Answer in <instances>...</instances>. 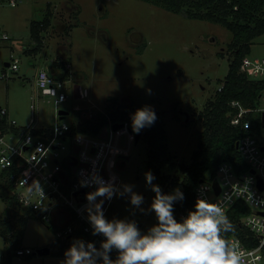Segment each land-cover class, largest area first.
Here are the masks:
<instances>
[{"label": "rangeland", "instance_id": "1", "mask_svg": "<svg viewBox=\"0 0 264 264\" xmlns=\"http://www.w3.org/2000/svg\"><path fill=\"white\" fill-rule=\"evenodd\" d=\"M48 9L51 25L41 33L42 46L33 51L36 43L30 24L42 19ZM232 39L233 32L221 23L186 17L146 0H17L16 5L0 0V104L9 107L18 123L26 125L34 116L39 126L52 125L60 109L69 111L65 119L72 121L84 117L83 111L115 108L112 97L130 110L129 120L145 105L162 112L168 154L177 165L162 169L168 185L147 166L150 143L144 136L136 141L132 132L130 149L114 158L118 186L133 185V191L144 197L141 207L147 210L155 193L144 174L151 171L156 177L153 183L165 194L177 189L174 184L184 175L178 166L190 163L198 147V133L203 129L199 112L227 75ZM256 56L264 57V33L254 38L246 55ZM12 57L19 58L17 70L6 64ZM42 67L58 77L61 71L67 72V100L56 103L55 96L38 87ZM77 83L87 96L75 97ZM128 143L126 132L119 145ZM5 183L0 173V219L15 230L19 224L14 213L22 210L11 204ZM104 214L109 220L134 219L142 232L156 223L153 212L134 208L127 196L111 199ZM50 224L32 213L21 225L19 244L30 246L31 254H17L16 240L0 233V264H62L69 247ZM45 246L50 252L40 253Z\"/></svg>", "mask_w": 264, "mask_h": 264}, {"label": "built area", "instance_id": "2", "mask_svg": "<svg viewBox=\"0 0 264 264\" xmlns=\"http://www.w3.org/2000/svg\"><path fill=\"white\" fill-rule=\"evenodd\" d=\"M10 2L12 5L17 4V0ZM18 62V57H12L8 65L17 70ZM258 68L262 70L259 73ZM241 70L250 77L264 78V57H245ZM67 80L56 77L44 67L37 73L38 87L44 94L55 96L56 103L68 98L65 90ZM221 87L222 85L218 88ZM85 96L87 90L81 88V97ZM233 104L239 110L232 116V124L251 131L254 121L250 114L259 118V129L239 139L238 148L249 168L239 170L232 161L224 159L218 166L216 176L200 180L194 191L196 198L222 202L227 216L229 209L238 200L249 205L251 210L242 216L241 223L251 230L255 236V244L249 245L237 234L230 235L229 239L235 243L245 264H264V188L259 186L260 179L264 184V89L260 93V102L255 107H244L236 100ZM31 106L35 108L34 104ZM93 110L83 111L84 117H77L72 121L65 119L69 111L66 110L64 116L59 112L52 125H36V118L33 116L28 124L23 125L11 117L8 106L0 104V173L6 182L12 183L10 192L18 198L21 205L54 225L57 237L68 247L74 239H81L93 242L100 248L104 237L92 234L87 213L83 210L87 203L86 193L95 188L81 187L80 181L95 171L105 181L115 176V184L118 186L120 175L113 169L114 158L119 151L127 152L133 140L128 120L123 121V125L117 129L113 126L115 122L110 120L105 126L106 137L101 136L102 132L94 134L77 129L76 126L81 122L96 115L98 111ZM126 132L129 143L127 147H122L119 145L120 137ZM215 181L219 183V192L214 186ZM190 210L194 209H181L177 221L187 216ZM61 219H65V222H61ZM32 252L34 250L30 246L21 245L16 248L17 254ZM110 256L114 260L116 251L113 250Z\"/></svg>", "mask_w": 264, "mask_h": 264}, {"label": "trees", "instance_id": "3", "mask_svg": "<svg viewBox=\"0 0 264 264\" xmlns=\"http://www.w3.org/2000/svg\"><path fill=\"white\" fill-rule=\"evenodd\" d=\"M161 5L171 11L183 14L190 18H199L221 23L233 32V39L228 45L230 51V63L226 77L219 80L221 89H217L214 97L207 100L205 107L199 112L198 117L203 121V129L198 133V147L193 151L190 163H181L178 167L184 173L183 177L174 185L183 193L184 199L174 204V216L177 219L178 213L185 207L194 209L197 200L195 186L202 178L212 179L217 174L221 161L228 159L232 161L239 170H246L249 164L237 147V141L244 135L255 132L259 129V118L254 114L250 117L254 121L251 131L241 125H234L231 122L232 116L239 110L233 101H239L244 107H255L260 102V93L264 89V78L250 77L241 70V64L251 51L254 38L264 33V0H146ZM51 12L49 9L40 20H33L30 24L31 36L36 46L33 51H38L43 44L41 33L51 25ZM72 26V25H71ZM224 56L223 52H220ZM63 56V55H62ZM70 64V62H68ZM67 64V67H68ZM66 71H61L59 78H64ZM58 77V76H56ZM112 104L105 111H98L90 119L81 122L77 129L94 134H100L110 120L113 122L129 121L130 113L128 108L119 106L118 97H112ZM158 119L153 126L143 129L140 134L148 139L150 149L148 151L147 166L151 171L159 175L163 182L168 185L166 174L162 171L167 166L170 170L177 165L170 154L166 144V133L163 126L164 114L157 112ZM2 175V174H1ZM12 183L6 182L5 188L12 205H19L21 214L15 212L18 227H14L9 221L0 219V233L6 238L15 239L14 246H21V234L24 224L29 215L33 212L24 208L18 198L11 194ZM251 208L243 201L238 200L228 212V218L234 226V232L228 234L240 235L249 245L255 244V236L251 230L241 223L242 216L249 213ZM9 211V210H8ZM7 211V212H8ZM8 232H13L7 236ZM62 242V241H61ZM63 244H65L63 242ZM6 264H11L10 261Z\"/></svg>", "mask_w": 264, "mask_h": 264}, {"label": "clouds", "instance_id": "4", "mask_svg": "<svg viewBox=\"0 0 264 264\" xmlns=\"http://www.w3.org/2000/svg\"><path fill=\"white\" fill-rule=\"evenodd\" d=\"M257 69V72H261ZM50 81H48V84ZM158 119L150 105L135 110L130 115L133 133L154 125ZM146 184L155 193L149 209L141 206L144 197L133 191L134 186L115 184L116 177L105 181L95 171L80 181L81 187H93L86 193L83 210L93 235L104 239L97 248L93 242L74 239L65 251L62 264H245L235 243L228 238L234 226L225 213L222 202L197 198L194 210L180 221L174 216V204L184 199L176 189L171 194L162 192L151 171L145 174ZM41 190V189H40ZM42 192V191H41ZM127 196L130 204L141 212L151 211L156 223L142 232L134 219H107L105 200ZM116 251L113 260L110 254Z\"/></svg>", "mask_w": 264, "mask_h": 264}, {"label": "water", "instance_id": "5", "mask_svg": "<svg viewBox=\"0 0 264 264\" xmlns=\"http://www.w3.org/2000/svg\"><path fill=\"white\" fill-rule=\"evenodd\" d=\"M6 64L8 65L9 62H6ZM74 95H75V97H77V98H78V97H81V86H80L79 83H77V84L75 85ZM59 112L61 113L62 116H64V115L66 114V110H64V109H60ZM122 125H123L122 122H116V123H114L113 126H114V128L117 129V128L121 127ZM101 136H102V137H106V136H107V127H105V128L103 129V131H102V133H101ZM140 136H141L140 133L135 135V139H136V141H139ZM238 145H239V141H237V147H238ZM201 180H203V178H202ZM214 186L216 187L217 192H219V190H220V186H219L218 181H215V182H214ZM259 186H260L261 188H264V184H263L262 179L259 180ZM110 201H111V200H110ZM110 201H109V200H105L104 205H103V209H104V211H105L106 208L108 207ZM39 252H40V253H49V252H50V247H49V246L42 247V248L39 249Z\"/></svg>", "mask_w": 264, "mask_h": 264}, {"label": "crops", "instance_id": "6", "mask_svg": "<svg viewBox=\"0 0 264 264\" xmlns=\"http://www.w3.org/2000/svg\"><path fill=\"white\" fill-rule=\"evenodd\" d=\"M80 86H81V85H80ZM81 88H82V86H81ZM64 216H66V215H64ZM64 220H65V219H61L60 221L63 222ZM64 222H65V221H64Z\"/></svg>", "mask_w": 264, "mask_h": 264}]
</instances>
